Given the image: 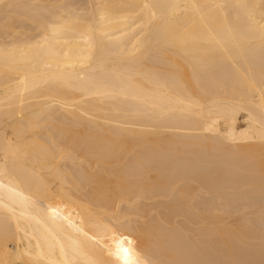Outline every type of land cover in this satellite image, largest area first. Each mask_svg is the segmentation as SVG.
Segmentation results:
<instances>
[{
    "label": "bare ground",
    "instance_id": "6f19581e",
    "mask_svg": "<svg viewBox=\"0 0 264 264\" xmlns=\"http://www.w3.org/2000/svg\"><path fill=\"white\" fill-rule=\"evenodd\" d=\"M0 264H264V0H0Z\"/></svg>",
    "mask_w": 264,
    "mask_h": 264
},
{
    "label": "rangeland",
    "instance_id": "374dc122",
    "mask_svg": "<svg viewBox=\"0 0 264 264\" xmlns=\"http://www.w3.org/2000/svg\"><path fill=\"white\" fill-rule=\"evenodd\" d=\"M241 119H242V120L240 121V122H241V124H245V123H243V122H244V121H243V117H241ZM242 121H243V122H242Z\"/></svg>",
    "mask_w": 264,
    "mask_h": 264
}]
</instances>
